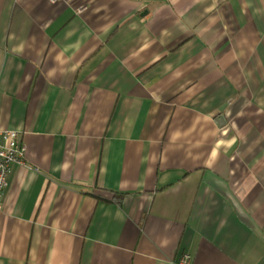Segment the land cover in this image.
<instances>
[{
	"label": "crops",
	"instance_id": "obj_1",
	"mask_svg": "<svg viewBox=\"0 0 264 264\" xmlns=\"http://www.w3.org/2000/svg\"><path fill=\"white\" fill-rule=\"evenodd\" d=\"M0 130V264H264V0H0Z\"/></svg>",
	"mask_w": 264,
	"mask_h": 264
},
{
	"label": "built area",
	"instance_id": "obj_2",
	"mask_svg": "<svg viewBox=\"0 0 264 264\" xmlns=\"http://www.w3.org/2000/svg\"><path fill=\"white\" fill-rule=\"evenodd\" d=\"M57 4L62 0H48ZM27 147L22 135L16 131L0 130V210L2 209V198L8 186L9 176L15 165H26ZM191 257L185 256L180 264H190Z\"/></svg>",
	"mask_w": 264,
	"mask_h": 264
},
{
	"label": "trees",
	"instance_id": "obj_3",
	"mask_svg": "<svg viewBox=\"0 0 264 264\" xmlns=\"http://www.w3.org/2000/svg\"><path fill=\"white\" fill-rule=\"evenodd\" d=\"M123 196L124 195H122L120 193L114 194L113 195V202L118 203V204H121L122 199H123Z\"/></svg>",
	"mask_w": 264,
	"mask_h": 264
},
{
	"label": "water",
	"instance_id": "obj_4",
	"mask_svg": "<svg viewBox=\"0 0 264 264\" xmlns=\"http://www.w3.org/2000/svg\"><path fill=\"white\" fill-rule=\"evenodd\" d=\"M219 120H220V123L223 122V119L222 118H220Z\"/></svg>",
	"mask_w": 264,
	"mask_h": 264
}]
</instances>
